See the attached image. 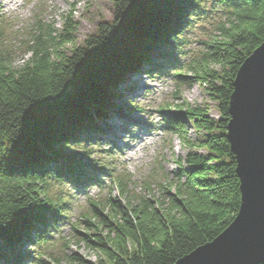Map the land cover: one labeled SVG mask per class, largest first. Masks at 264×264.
I'll list each match as a JSON object with an SVG mask.
<instances>
[{"label":"trees","instance_id":"obj_1","mask_svg":"<svg viewBox=\"0 0 264 264\" xmlns=\"http://www.w3.org/2000/svg\"><path fill=\"white\" fill-rule=\"evenodd\" d=\"M111 1L113 18L79 46L68 17L60 32L37 24L31 55L19 67L4 54L0 32V264H174L218 237L239 213L237 160L226 136L230 97L240 67L264 42V0H216L228 8L218 34L190 77L179 65L174 72L201 86L220 118L187 102L162 109L164 130L187 151L175 160L172 180L158 185L161 196L139 200L128 197L130 177L91 159L90 145L98 146L112 125L106 118L121 110L113 103L126 99L120 84L133 73H156L152 67L162 58L176 65L177 35L200 11V0ZM70 145L83 151L64 154ZM99 175L111 179L118 196H89L91 207L71 226L72 236L53 239L72 199L66 185L103 189ZM74 240L97 253V261L68 250Z\"/></svg>","mask_w":264,"mask_h":264},{"label":"rangeland","instance_id":"obj_2","mask_svg":"<svg viewBox=\"0 0 264 264\" xmlns=\"http://www.w3.org/2000/svg\"><path fill=\"white\" fill-rule=\"evenodd\" d=\"M199 4L200 11L190 20L187 19L189 21L185 22L181 35H177L182 42L171 53L176 58V65L168 64L164 62V58L157 56V61L161 57L163 63L157 62L152 67L157 69L156 73L145 76L140 71L130 75L119 87L126 99L113 100L121 110L117 112L115 107L116 111L108 114L106 121L112 125L100 134L103 140L99 141L98 146L85 142L93 150L91 159L96 157L114 169L116 174L125 173V176L130 177L127 193L128 197L135 200L159 194L161 196L158 185L172 180L179 169L175 160L185 157L187 151L177 135L164 130L162 109L173 110L175 105L187 102L193 107L207 106L213 119L220 118L217 102L197 83L187 85L184 83L185 77L183 78L191 76V65L203 58L208 44L218 34V28L226 20L228 12V8L218 4L216 0H200ZM113 13L111 0H0L3 52L13 66H21L31 55L37 24L50 26V29L60 32L64 28L66 17L75 26L74 44L82 45L87 37L97 31L101 22L113 18ZM71 47L66 45L63 51L68 55ZM153 54L160 53L155 51ZM167 54L166 52L165 55ZM177 65L183 69L180 71L182 78L175 76L174 70H180ZM133 104L139 109L132 110ZM187 129L193 135L190 123ZM107 141L112 144H106ZM66 147L64 154H79L83 151L81 147ZM108 149L113 153L105 152ZM98 178L103 181V189L94 184L88 185L86 189L76 190L72 185H66L67 190L73 192L72 199L69 210L64 214L65 218L58 225L59 231L52 235L53 239L59 235L67 238L72 236L75 231L71 226L80 223L82 214H87L91 207L88 203L89 196L103 200L110 195L118 196L117 189L108 176L99 175ZM29 245L26 244L24 250L32 251L33 247ZM58 246L55 245L54 250H59ZM68 250L77 252L92 262H96L98 258V254L83 242L72 241Z\"/></svg>","mask_w":264,"mask_h":264},{"label":"water","instance_id":"obj_3","mask_svg":"<svg viewBox=\"0 0 264 264\" xmlns=\"http://www.w3.org/2000/svg\"><path fill=\"white\" fill-rule=\"evenodd\" d=\"M230 115L226 136L237 160L239 213L218 237L174 264L264 263V42L237 73Z\"/></svg>","mask_w":264,"mask_h":264},{"label":"bare ground","instance_id":"obj_4","mask_svg":"<svg viewBox=\"0 0 264 264\" xmlns=\"http://www.w3.org/2000/svg\"><path fill=\"white\" fill-rule=\"evenodd\" d=\"M129 78V77H128ZM128 78H127V80H128Z\"/></svg>","mask_w":264,"mask_h":264}]
</instances>
